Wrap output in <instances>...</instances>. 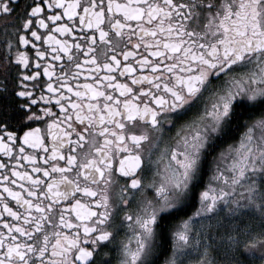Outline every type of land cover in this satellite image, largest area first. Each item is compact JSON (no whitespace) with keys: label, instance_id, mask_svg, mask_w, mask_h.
I'll use <instances>...</instances> for the list:
<instances>
[{"label":"snow or ice","instance_id":"6c2138e0","mask_svg":"<svg viewBox=\"0 0 264 264\" xmlns=\"http://www.w3.org/2000/svg\"><path fill=\"white\" fill-rule=\"evenodd\" d=\"M16 3L0 0V93L22 101L0 118V264H154L206 165L164 264H264V0Z\"/></svg>","mask_w":264,"mask_h":264},{"label":"flooded vegetation","instance_id":"af4514ba","mask_svg":"<svg viewBox=\"0 0 264 264\" xmlns=\"http://www.w3.org/2000/svg\"><path fill=\"white\" fill-rule=\"evenodd\" d=\"M26 2L27 0H17V3L14 5V7H16L18 10H23ZM11 23H12L11 17L0 16V29H3L5 27H11ZM85 70L87 71V66H85ZM3 72H4L3 67H0V79H3V75H2ZM44 79H47V77H45ZM83 82L84 80L81 79L80 83H83ZM88 82H91V80H89ZM8 88L9 89L12 88L11 83L8 84ZM20 103H22V101L17 100L14 96L11 95V93H0V118H2L5 114H9L10 115L9 123L11 124L19 123V121L21 120L22 113L14 112L13 108ZM241 131H243L242 127L236 129L235 131H230L229 136H227L223 141L218 142L213 153L209 155L208 157L209 162H211L212 160V155H215L217 152H219L220 149L224 147L225 144L231 143L233 140L239 139V133ZM174 133H175V129L166 128L165 140L167 139L168 135H174ZM158 144H159V147L154 148L151 154V159L157 162L156 164H153V171H155L157 167H159L160 170H163L164 165L167 163V160H164V159L158 160V157H160L161 151L165 148L164 140L159 141ZM144 147L146 149L145 155H147L148 154L147 149L149 148V145L145 144ZM0 158H4L3 153H0ZM22 163L26 164L27 162L23 161ZM211 174H212L211 168L209 167V165H206L203 176L201 178V183L199 187L196 189L194 198L188 201L187 206L182 211L178 213H173L172 215L167 216L162 222H160L157 225V231L158 233H162V235H158L157 237V240L161 241V246L157 248L156 255L153 257H150V260L154 261V264H164L165 258L171 252V240H170L171 231L175 229V227L179 224L180 220L185 219L188 216H191L196 211V209L199 207V191L203 188L204 184L208 182ZM123 183L124 181L121 180L120 184H123ZM147 194L151 196L152 192L149 190ZM120 195L121 193H120L119 186H114L110 190V198L113 201H118ZM139 195L140 194L137 193L138 198H139ZM122 218H123V212L121 211L120 219ZM117 223H119V220L117 221ZM204 223H207V221H204ZM213 223H215V221H213ZM130 232H131L130 229L128 230L121 229L118 239L124 237L126 234H130ZM103 251L107 252L109 251V249H103ZM193 258H195V252L193 253ZM241 258L244 260L248 259L247 257H244V256H242ZM112 264H116L115 259L112 260ZM255 264H259V261H256Z\"/></svg>","mask_w":264,"mask_h":264}]
</instances>
